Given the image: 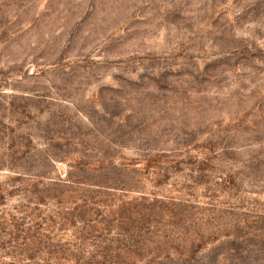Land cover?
<instances>
[{"label": "rangeland", "instance_id": "1", "mask_svg": "<svg viewBox=\"0 0 264 264\" xmlns=\"http://www.w3.org/2000/svg\"><path fill=\"white\" fill-rule=\"evenodd\" d=\"M0 264H264V0H0Z\"/></svg>", "mask_w": 264, "mask_h": 264}]
</instances>
